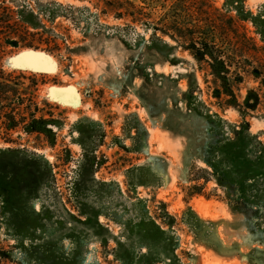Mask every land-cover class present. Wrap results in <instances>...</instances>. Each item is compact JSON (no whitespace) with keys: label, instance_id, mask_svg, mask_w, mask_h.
<instances>
[{"label":"rangeland","instance_id":"rangeland-1","mask_svg":"<svg viewBox=\"0 0 264 264\" xmlns=\"http://www.w3.org/2000/svg\"><path fill=\"white\" fill-rule=\"evenodd\" d=\"M53 1L51 69L12 65L27 47L1 61L0 264H264V211L222 180L220 150L241 130L264 153V47L226 79L163 31L158 4L134 22L104 0H26ZM245 189L264 206V179Z\"/></svg>","mask_w":264,"mask_h":264},{"label":"trees","instance_id":"trees-1","mask_svg":"<svg viewBox=\"0 0 264 264\" xmlns=\"http://www.w3.org/2000/svg\"><path fill=\"white\" fill-rule=\"evenodd\" d=\"M104 1L118 17L130 16L134 22L143 21L150 15L145 11L146 7L158 4L164 8L160 14L164 22L163 31L183 41L194 57L200 61H207L218 75H223L222 78H228L227 75L232 72L231 63H234L236 58L247 55L257 57L260 49L264 47V4L257 13H254L246 8L245 0H226L222 7L216 6L212 0ZM15 2V8L6 4L4 0L0 2V71L3 74L1 61L8 53L5 48L10 46L42 49V42H51L50 36L53 35L44 17L48 21H53L59 14L58 9L64 7L62 3L53 1L48 5H40L36 11L26 0ZM248 23L254 27V33L259 38L249 33ZM258 41L262 45H259ZM42 50L50 52L47 48ZM252 71L254 75L260 76V70L257 68H253ZM236 74L241 77L240 70L236 69ZM11 87L10 84L0 81V97L11 99L9 96ZM32 119L34 122H46L45 118L37 117L35 114ZM237 134L236 142L230 141L220 148L224 155H228V149L230 150L231 160L226 157L224 167L230 165L232 169H223L222 180L225 179L230 185H238L237 198L243 199L249 209L258 207V216L264 211V206L252 204L248 198L245 200V188L247 181L251 179H264V153L259 152L249 158V142L246 139L248 134L245 135L241 130H238ZM232 151H235V154ZM233 162H237L234 171L233 168L236 166L232 165ZM211 165L215 168V164Z\"/></svg>","mask_w":264,"mask_h":264},{"label":"water","instance_id":"water-1","mask_svg":"<svg viewBox=\"0 0 264 264\" xmlns=\"http://www.w3.org/2000/svg\"><path fill=\"white\" fill-rule=\"evenodd\" d=\"M14 66L28 65L33 68L50 70L52 63L48 54L37 49H28L21 56L12 57L10 60Z\"/></svg>","mask_w":264,"mask_h":264}]
</instances>
